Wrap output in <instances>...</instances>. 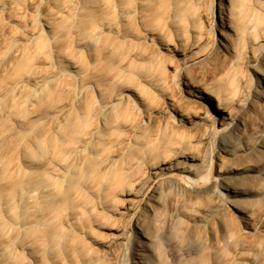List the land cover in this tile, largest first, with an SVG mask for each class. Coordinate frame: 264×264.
I'll return each mask as SVG.
<instances>
[{
  "label": "bare ground",
  "instance_id": "obj_1",
  "mask_svg": "<svg viewBox=\"0 0 264 264\" xmlns=\"http://www.w3.org/2000/svg\"><path fill=\"white\" fill-rule=\"evenodd\" d=\"M0 264H264V0H0Z\"/></svg>",
  "mask_w": 264,
  "mask_h": 264
},
{
  "label": "rangeland",
  "instance_id": "obj_2",
  "mask_svg": "<svg viewBox=\"0 0 264 264\" xmlns=\"http://www.w3.org/2000/svg\"><path fill=\"white\" fill-rule=\"evenodd\" d=\"M151 49L155 53L161 55V63L163 64V69L165 73L161 75L160 79L157 82L155 89H150L152 96L151 100L154 99V102L163 109L162 117L160 118L162 125L173 126L176 130V135L179 137L190 138L195 133H204L205 128L209 126L211 130V149L215 147V140L217 138V126L210 122V118L201 120L199 116L203 113L195 112L197 108H189L187 102L190 101L191 97L185 90L184 85L179 81V77L174 70V66L180 62L181 55L177 53H170L162 50L158 44L151 45ZM173 94L179 98L182 102L181 113L183 117H180L176 112H172L168 107V104L165 103L164 97L166 95ZM182 121V118H184ZM209 119V120H208ZM205 122L206 125H199V122ZM213 124V126L208 125ZM209 175L211 178L215 176L214 166L211 165L209 169ZM127 224H130L131 218L126 219Z\"/></svg>",
  "mask_w": 264,
  "mask_h": 264
}]
</instances>
